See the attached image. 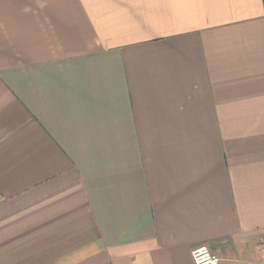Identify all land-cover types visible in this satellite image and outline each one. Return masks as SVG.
Returning a JSON list of instances; mask_svg holds the SVG:
<instances>
[{
  "label": "crops",
  "instance_id": "0c3cea01",
  "mask_svg": "<svg viewBox=\"0 0 264 264\" xmlns=\"http://www.w3.org/2000/svg\"><path fill=\"white\" fill-rule=\"evenodd\" d=\"M264 264V0H0V264Z\"/></svg>",
  "mask_w": 264,
  "mask_h": 264
},
{
  "label": "built area",
  "instance_id": "2783aa9c",
  "mask_svg": "<svg viewBox=\"0 0 264 264\" xmlns=\"http://www.w3.org/2000/svg\"><path fill=\"white\" fill-rule=\"evenodd\" d=\"M192 257L195 264H221L223 260L206 245L195 248Z\"/></svg>",
  "mask_w": 264,
  "mask_h": 264
}]
</instances>
